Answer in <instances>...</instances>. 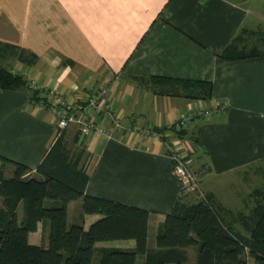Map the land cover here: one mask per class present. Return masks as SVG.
Wrapping results in <instances>:
<instances>
[{"label": "crops", "instance_id": "obj_1", "mask_svg": "<svg viewBox=\"0 0 264 264\" xmlns=\"http://www.w3.org/2000/svg\"><path fill=\"white\" fill-rule=\"evenodd\" d=\"M235 41L255 56L221 59ZM0 42L36 56L33 66L11 64L36 81L39 98L55 90L88 113L85 96L106 90L101 103L110 110L88 113L102 133L79 138L89 157L85 195L149 212V251L182 190L162 134L192 158L202 195L226 211H239L236 191L243 186L250 210L253 193H264V186L252 189L264 183V0H0ZM156 80L210 84L211 99L190 100L182 85L178 94L159 91ZM43 102L31 101L27 90H0V157L37 179L58 131ZM217 107L210 118L193 117L181 134L171 132L178 119ZM68 129L75 130L70 139L66 133L71 142L77 130ZM0 171L8 179L14 167L0 163ZM81 206L80 200L68 205V223L87 230L101 216L81 220ZM95 249L134 250L135 242ZM185 253L187 264H195L197 249Z\"/></svg>", "mask_w": 264, "mask_h": 264}, {"label": "trees", "instance_id": "obj_2", "mask_svg": "<svg viewBox=\"0 0 264 264\" xmlns=\"http://www.w3.org/2000/svg\"><path fill=\"white\" fill-rule=\"evenodd\" d=\"M236 44L231 43L219 57L232 61L255 56L244 55ZM36 60L33 54L0 42V90H27L31 101L43 102L24 76L6 68L13 61L33 66ZM157 82L161 83L159 91L178 94L176 85H182L190 100L211 99L207 83ZM175 131L171 129L175 134L183 132ZM79 138L76 132L67 142L66 131H57L36 168L39 179L27 177V167L0 157V163L14 167L8 179L0 171V264H92L96 254L97 264H187L185 250L191 247L197 249L195 264H247V258L264 264V193H253L254 207L247 212L226 211L209 195L189 202L194 193H181L159 226L156 250L149 251V212L85 195L89 157ZM78 200L81 220L86 215L101 216L87 230L82 224L68 223V205ZM20 202L24 203L22 222L17 217ZM39 223L43 231L47 227L46 243L31 245L29 235L37 231ZM128 240L135 242L134 250L95 249L97 243Z\"/></svg>", "mask_w": 264, "mask_h": 264}, {"label": "built area", "instance_id": "obj_3", "mask_svg": "<svg viewBox=\"0 0 264 264\" xmlns=\"http://www.w3.org/2000/svg\"><path fill=\"white\" fill-rule=\"evenodd\" d=\"M29 82L30 89L39 93L41 92L35 83L36 81L30 79ZM43 91L45 92L42 93L40 99L44 101L43 105L45 108L51 112L57 130H65L68 127H73L77 130L81 138L92 133H102V129L98 127L97 121L94 118L88 117V113L94 112L99 114V112L104 110H110V107L106 106L107 104L104 102L103 104L101 103V99L106 93L105 89H100L95 93H89L85 96V105L88 113L82 112L81 107H78L77 110L73 103L66 100L55 90L44 89ZM218 111V107L211 110L199 108L194 111L195 113L193 115H186L178 119L174 123V128H177L178 131L184 130L193 117L210 118ZM167 143L165 149L173 162V173L181 184V193L188 194L189 192L199 191L198 175L191 170L193 165L192 158L184 153L183 147L179 144L174 141ZM200 198H202V195H200Z\"/></svg>", "mask_w": 264, "mask_h": 264}, {"label": "rangeland", "instance_id": "obj_4", "mask_svg": "<svg viewBox=\"0 0 264 264\" xmlns=\"http://www.w3.org/2000/svg\"><path fill=\"white\" fill-rule=\"evenodd\" d=\"M6 68H8V70L11 72V73H15V74H20V75H22V76H24L23 74H22V72L21 71H17L16 70V68H15V64H7V66H6ZM27 83H30L29 82V80H28V82ZM69 128V127H68ZM65 129V131H66V133H67V137L70 139V137L72 136V133H74V131L75 130H73V129ZM162 139H163V142H164V144H165V146H167V138H165L164 137V135L162 134ZM166 148V147H165ZM198 184H199V181H198ZM256 186H264V183H259V185H255L254 187H252V189L253 188H255ZM244 186H243V188H242V190H240V188H239V190L238 191H236V194L238 195V197H237V199H238V202H237V205H238V207H236V208H234L235 210L237 209V210H239V211H246V210H249V208H250V205H249V203H248V201L246 202V201H243L244 200V198H245V191H244ZM198 189V188H197ZM249 189H251V185L249 186ZM233 191H235L234 189H233ZM194 193V195L197 197L196 199H195V196L194 195H190L189 197H190V200H189V202H194V201H197V199H199L200 198V195H202V193L200 192L199 193V191L197 190L196 192H192V194ZM189 194H191V192H189ZM204 195H206V194H203L202 195V197L204 196ZM194 196V197H193ZM248 204V205H247ZM33 239H37L38 240V242H39V240L41 241L40 242V244L43 246L44 245V243H45V241H46V239H47V231H45L44 230V232L43 231H41V229H39V231L38 232H34V233H32V238H31V240L33 241ZM93 263L95 262V259L93 258ZM247 261L249 262V264H254V261L252 260V259H250V258H247ZM92 263V264H93Z\"/></svg>", "mask_w": 264, "mask_h": 264}]
</instances>
